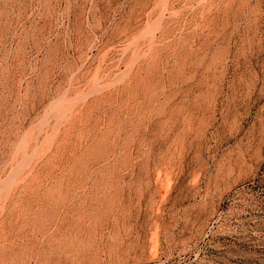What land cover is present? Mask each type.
I'll return each mask as SVG.
<instances>
[{
	"label": "rangeland",
	"instance_id": "rangeland-1",
	"mask_svg": "<svg viewBox=\"0 0 264 264\" xmlns=\"http://www.w3.org/2000/svg\"><path fill=\"white\" fill-rule=\"evenodd\" d=\"M0 264H264V0H0Z\"/></svg>",
	"mask_w": 264,
	"mask_h": 264
}]
</instances>
